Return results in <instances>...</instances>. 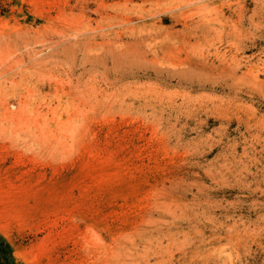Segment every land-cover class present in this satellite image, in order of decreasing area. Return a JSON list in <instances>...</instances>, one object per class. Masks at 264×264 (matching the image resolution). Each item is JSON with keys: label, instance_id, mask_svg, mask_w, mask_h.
<instances>
[{"label": "rangeland", "instance_id": "obj_1", "mask_svg": "<svg viewBox=\"0 0 264 264\" xmlns=\"http://www.w3.org/2000/svg\"><path fill=\"white\" fill-rule=\"evenodd\" d=\"M8 264H264V0H0Z\"/></svg>", "mask_w": 264, "mask_h": 264}, {"label": "trees", "instance_id": "obj_2", "mask_svg": "<svg viewBox=\"0 0 264 264\" xmlns=\"http://www.w3.org/2000/svg\"><path fill=\"white\" fill-rule=\"evenodd\" d=\"M8 245L0 239V264H8Z\"/></svg>", "mask_w": 264, "mask_h": 264}]
</instances>
